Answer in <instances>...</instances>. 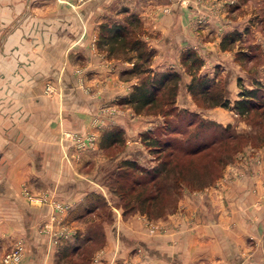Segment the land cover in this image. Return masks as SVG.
<instances>
[{"label":"crops","instance_id":"crops-1","mask_svg":"<svg viewBox=\"0 0 264 264\" xmlns=\"http://www.w3.org/2000/svg\"><path fill=\"white\" fill-rule=\"evenodd\" d=\"M233 2L251 1L0 0V264L15 247L22 251L17 264H64L69 248L79 259L84 245L91 247L83 264H264V145L238 151L214 185L183 193L185 212L170 215L163 229L149 232L134 213L103 224L102 241H79L96 213L87 203L101 183L99 165H106L103 132L116 123L127 137L142 130L127 123L125 111L113 115L110 104L136 80H121L98 47V24L134 12L156 50L154 67L162 65L158 59L178 63L192 47L228 60L227 81L235 65L219 40L248 23L247 16H226ZM208 34L215 37L210 45ZM188 81L182 74L181 87ZM220 110L213 111L222 121ZM72 134L89 137L86 146L77 147Z\"/></svg>","mask_w":264,"mask_h":264},{"label":"rangeland","instance_id":"rangeland-1","mask_svg":"<svg viewBox=\"0 0 264 264\" xmlns=\"http://www.w3.org/2000/svg\"><path fill=\"white\" fill-rule=\"evenodd\" d=\"M246 1L247 0H240V2ZM250 1L251 2L247 4L248 6L234 4L236 2L230 3V6L227 7L226 16L231 19H237L239 17H242V19H246L245 16H247L248 23L246 22V25L241 30L231 29L226 31L219 40L220 46L222 37H224L227 33L234 30L240 31V35H236L237 39L233 43L229 44L228 42H226V48H221L220 46L223 52H228L231 54L230 59L231 57L233 58L232 63L233 65H235V68H232L235 69V71L227 74L229 76V80L226 81L228 89L227 96L229 97L231 104L234 99L239 98V91L242 87L245 86L248 88H252L255 86L256 81H258L262 85L263 89L261 91L264 93V0ZM140 21V28L141 31H143L142 37L144 38L147 29L144 27L141 19ZM203 22V16H196L195 23L197 26H202L201 24H203ZM207 37V40H210L208 44H212V41H214L213 38H215L214 35L210 36L208 34ZM198 50L199 51L197 52L203 59V65L201 66L199 73L205 76L208 75L209 77H214V80L219 82H221L223 79H226V72L224 71L225 67L223 64L228 63L230 65V62L228 60L222 62L218 57H204L202 55L204 54L203 50ZM242 53L247 54V56ZM111 60L115 62V64L113 65H115L119 69V77L121 80L130 78L127 79V81H133L134 79L136 80V82L139 81V78L131 76L130 74L123 73V70L132 67L133 64L131 61L114 58H112ZM153 60L154 57L152 59V62ZM164 60L158 59V63H162V65L158 69L154 67L151 62V68L157 71H164L168 68H174L179 70L183 75L187 74L184 70V66L180 62V55L178 63L176 64H172L171 62V64H167ZM187 75L189 76L190 81L191 75ZM232 81L236 84V87L234 86L233 89H231L230 87V83ZM187 83H185L184 87L182 88L181 81L176 98L177 106L167 117L161 114H153L151 112L136 113L129 104L123 102L122 100L130 94L132 86H129L130 88L129 90H126L125 94L124 92L118 94L115 97L114 101H112L110 107L114 110L113 115L117 113V110L125 111L127 113V123L133 126L137 125L138 127L140 125L142 127V130L132 134L133 136L127 137V128H122L123 133L121 134V137H119V140H117L116 144L109 147H102L104 157L106 155V165L100 164L99 166L102 165L101 169H98L97 171L101 183L97 185L95 191L91 192L92 194H94L95 198L93 200L91 199L90 203L86 202L88 206L92 208L91 210L95 208L96 213L94 217L89 216L91 220L85 221L84 234L81 230L77 232V236H79V234L81 233L83 234L81 237H79L80 242H84L88 235L92 236L95 242L102 241L105 236L102 230L103 224L106 223V225L110 226L114 224H120L121 219L125 221L128 216H130V214L134 213L143 218L142 220L147 226L149 232L152 233L157 229H163V227L167 226L169 222L168 217H170V215L174 214L175 216L176 214L178 215L179 213L185 212L183 211L184 207L180 203L183 193H200L202 190H204V188L214 185L215 181L198 188L194 187L198 182H196L192 186H190V183H188V185L180 184L181 189L178 191L177 188H172L167 184L162 188L160 192L161 199L157 202L156 205L153 204L151 210L148 209V211L146 207V209L140 208L141 204L138 203V200L131 199L130 201H128L126 197H122L121 192L126 190V186L131 184L132 179L144 176V174L141 173V169L138 167H142L150 171V169L158 166V163L161 162V159L164 158V155H162L161 158L158 157L157 153L145 144L144 139H142L143 133L151 131L152 135L159 137L162 141L165 139H170L171 141H173L174 145L177 144L178 147L181 145V148L178 152V154L181 156L179 157V160H181L180 163H184L187 165L184 170L186 171L185 176L187 177V181H192L197 180L200 177L207 178L211 174L214 175L216 167L214 163L210 161V168H208L209 173L208 171H204L200 176V172H195L193 165H189V163H187L188 156H184V154L182 153V149L185 150L187 147H193L202 142L210 143L215 139H224L227 133L223 132V130H221L217 123L223 126H228L229 130L233 129L234 131L239 133H252L254 131L255 125L252 123V119L248 120L243 115L238 114L231 106H205L202 104L200 99L193 98L187 91ZM184 91H186L187 96H184ZM127 108L129 111L127 110ZM216 108H220V111H222L221 113L224 116V119L222 121L217 119L219 113L213 111ZM232 115L236 119L233 123L229 122V119ZM115 118H117L118 120L117 116H115ZM238 122L243 125V129L238 128ZM111 127L120 126L118 123H116ZM69 137L75 139L74 141L77 147L82 148L86 146L87 142L84 146L78 145L77 139L75 138L74 134ZM88 139L89 137H86L84 140L88 141ZM134 140H136L137 142H134ZM247 145L260 147L264 144L254 145L248 143ZM247 145H245L244 147H246ZM243 148H241L240 150H242ZM238 151L235 152L233 157L225 163L224 167L227 164L233 162L232 160L235 154L238 153ZM126 160L135 162L138 167L130 168L127 165H122V163H124V161ZM200 162L202 163V161L198 159V163L195 164L198 165L200 164ZM119 164H121V169L120 167H118ZM125 170L128 171L129 176L127 177L128 179L124 177L125 180L122 178L124 184L122 185V182L117 178L120 179V176H118L119 173ZM221 174L222 172L219 174V176H221ZM169 180L172 182V174L169 175ZM129 203L135 204L134 209L126 212L127 208H125V205L128 207ZM64 206L66 207V205ZM109 233L110 230L107 229L106 239L108 238L107 235ZM90 247L91 246L88 247L87 245L83 246V253L80 252L81 258L79 259H75L73 258V256L71 257L70 252L72 248H69V254L65 256L66 259L64 261V264H83Z\"/></svg>","mask_w":264,"mask_h":264},{"label":"trees","instance_id":"trees-1","mask_svg":"<svg viewBox=\"0 0 264 264\" xmlns=\"http://www.w3.org/2000/svg\"><path fill=\"white\" fill-rule=\"evenodd\" d=\"M140 27V18L134 12L126 11L123 21L103 20L98 24L97 45L107 52L109 58L125 59L133 64L132 67L123 70V73L137 77L139 81L132 85L130 94L122 101L129 104L136 113L151 112L167 117L177 106L176 98L182 81V74L174 68H168L164 71L151 68V62L156 51L142 37L143 31ZM238 34L240 35V31L234 30L222 37L221 48H226V42L233 43ZM244 55L247 56V54ZM180 62L184 66L185 72L191 75V80L187 83L186 88L193 98L200 99L205 106H231L238 114L243 115L248 120L252 119L255 129L252 133H239L233 129L229 130L228 126L217 123L221 130L227 133L224 139H215L210 143L202 142L193 147H187L185 150L182 149L184 156H188L187 163L193 165L195 172H200V176L204 171H208L210 161L216 167L214 175L210 173L211 175L207 178L200 177L192 181H187L186 171H184L187 165L180 163L181 160H179L181 156L178 152L181 145L179 147L177 144L174 145L170 139L162 141L159 137L152 135L151 131L143 133L142 139H144L145 144L152 148L158 157L161 158L164 155V158L161 159L162 161L158 163V166L150 169V171L138 167L131 160L124 161L122 165H127L130 168L138 167L144 176L132 179L131 184L126 186V190L121 193L122 197H126L128 201L131 199L138 200V203L141 204L140 208L146 207L147 211L148 209L151 210L153 204L156 205L161 199L160 192L165 185L168 184L179 191L181 189L180 184L188 185L190 183L192 186L198 182L194 186L197 188L210 184L219 176L225 163L233 157L235 152L248 143L264 144V93L261 91L263 88L258 81L252 88L242 87L239 91V98L234 99L231 104L227 96L226 79L219 82L215 81L214 77L199 73L203 59L196 49L187 48L182 51ZM122 133L121 127L106 129L102 134L100 145L109 147L116 144ZM198 159L202 163L196 165ZM118 167L121 169V164ZM170 174H172V182L169 180ZM118 176L120 179H117L124 185L123 179L125 180L124 177L127 178L129 174L125 170ZM134 205V203H129L128 207L125 205L126 212L133 210ZM75 250L76 248H73L71 251L74 252Z\"/></svg>","mask_w":264,"mask_h":264},{"label":"built area","instance_id":"built-area-1","mask_svg":"<svg viewBox=\"0 0 264 264\" xmlns=\"http://www.w3.org/2000/svg\"><path fill=\"white\" fill-rule=\"evenodd\" d=\"M46 91L51 92L52 89L49 86H47ZM77 142H78V145H80V146H84L86 143V141L84 139H81V138H77ZM21 256H22L21 248L15 247V248L7 251L3 255L1 262H2V264H17L19 262Z\"/></svg>","mask_w":264,"mask_h":264}]
</instances>
